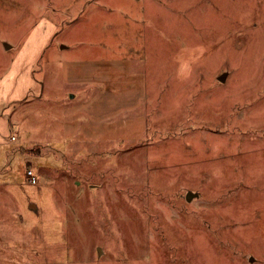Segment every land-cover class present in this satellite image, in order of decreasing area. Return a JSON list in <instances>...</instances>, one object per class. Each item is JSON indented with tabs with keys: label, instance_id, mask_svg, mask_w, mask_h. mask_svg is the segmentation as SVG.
Instances as JSON below:
<instances>
[{
	"label": "rangeland",
	"instance_id": "374dc122",
	"mask_svg": "<svg viewBox=\"0 0 264 264\" xmlns=\"http://www.w3.org/2000/svg\"><path fill=\"white\" fill-rule=\"evenodd\" d=\"M0 264H264V0H0Z\"/></svg>",
	"mask_w": 264,
	"mask_h": 264
},
{
	"label": "water",
	"instance_id": "95a60500",
	"mask_svg": "<svg viewBox=\"0 0 264 264\" xmlns=\"http://www.w3.org/2000/svg\"><path fill=\"white\" fill-rule=\"evenodd\" d=\"M226 75H227V73L222 74V75L219 77V80L222 81V82L225 81ZM195 196H198V194H197V193H194V192H192V191H189V192L187 193V195H186V200H187V201H191L192 198L195 197ZM251 261H253V259H251Z\"/></svg>",
	"mask_w": 264,
	"mask_h": 264
},
{
	"label": "built area",
	"instance_id": "2783aa9c",
	"mask_svg": "<svg viewBox=\"0 0 264 264\" xmlns=\"http://www.w3.org/2000/svg\"><path fill=\"white\" fill-rule=\"evenodd\" d=\"M27 177L30 183L32 184H36L37 183V177L36 175L33 173V171L29 170L27 171Z\"/></svg>",
	"mask_w": 264,
	"mask_h": 264
}]
</instances>
